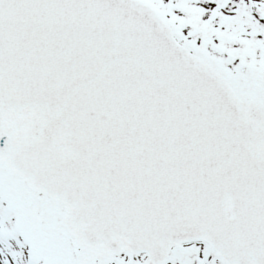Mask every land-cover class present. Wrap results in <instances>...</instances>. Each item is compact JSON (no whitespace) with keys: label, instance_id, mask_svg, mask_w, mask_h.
<instances>
[{"label":"snow or ice","instance_id":"6c2138e0","mask_svg":"<svg viewBox=\"0 0 264 264\" xmlns=\"http://www.w3.org/2000/svg\"><path fill=\"white\" fill-rule=\"evenodd\" d=\"M0 264H264V0H0Z\"/></svg>","mask_w":264,"mask_h":264}]
</instances>
